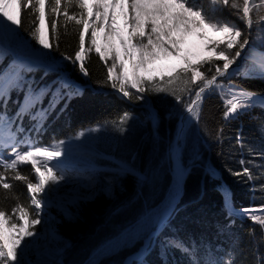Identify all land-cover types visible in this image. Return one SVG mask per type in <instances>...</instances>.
Masks as SVG:
<instances>
[{"label": "snow or ice", "instance_id": "6c2138e0", "mask_svg": "<svg viewBox=\"0 0 264 264\" xmlns=\"http://www.w3.org/2000/svg\"><path fill=\"white\" fill-rule=\"evenodd\" d=\"M206 2L211 15L204 11L202 4L196 5L190 0H0V61L9 53L4 45L9 37L17 40L22 49L20 53H13L11 62L0 71V195L4 201H15L8 207L0 204V264H31L26 259L29 250L36 247L40 239L46 238L36 229V225L42 223L46 197L56 190L53 186L68 179L60 159L67 151L68 141H53L50 145L39 143L49 117L56 113V119H59L73 99L84 95L86 85L73 78L64 62L87 78L90 73L86 62L89 54L94 52L107 69L105 79L97 83L101 87H110L118 100L143 101L145 119L151 122L154 133L160 117L146 100L147 95L161 97L160 104L170 118L178 115L175 139L169 149L176 189L156 218L154 232L162 231L159 229L161 223L169 226L177 211V197L189 171L182 162L181 147L194 122L199 128L205 100L219 99L224 123L216 129L215 139L220 144L224 142L226 126L255 108L264 110V92L251 90L233 80V77H240L264 81V0ZM25 10L32 25L29 35L40 48H33L18 31L23 27ZM225 11L235 19L225 18L222 15ZM218 12L220 16L216 15ZM70 26L78 42L72 55L61 52L62 59L58 60L51 52L59 51L61 27L67 35ZM188 37L199 42L194 49L184 47ZM257 42L261 44L260 48L256 47ZM254 53L259 54L258 60L254 59ZM169 60L176 63H161ZM40 69L43 70L41 79L49 75H54L55 79L37 88L34 87L35 78L30 79L28 74ZM13 92L17 94L15 100L12 99ZM168 97L174 103H170ZM62 101L63 107L56 112ZM9 103L16 106L14 112L10 113ZM132 118V114L124 110L117 117L105 119L102 125L87 131L81 130L70 139L79 141L108 126L124 135ZM25 119L29 122L28 128L24 126ZM258 131L264 143V122ZM235 142L241 149L246 146L240 132H237ZM247 149L250 156L264 159V147L258 149L247 145ZM107 159L108 171L112 173V178L106 181L109 186L134 172L132 161L135 156L130 160ZM238 163V170L227 168L229 174L254 181L256 177L247 166L252 161L241 154ZM28 165L30 169L26 175L21 168ZM205 172L210 179L221 181L218 191L224 197L223 210L229 222L217 225L218 232L229 231L234 226L233 217L244 218L255 226L248 231L253 244L257 247L264 244V205L237 209L218 170L207 167ZM32 174L35 180L31 178ZM16 181L26 186L28 204H21L14 193L13 182ZM251 190L255 192V185ZM260 190L264 192V184ZM252 199H255L254 195ZM146 227L148 225L143 221L137 225L140 231ZM257 227L259 237L256 236ZM160 244L161 264H170V250L179 251L187 258V264H247L248 254L240 248L238 237L226 250H213L203 238L197 244L191 236L185 242L179 235H172ZM217 252H223V256H217ZM237 257H240L239 261ZM130 264L147 262L136 260ZM252 264H264V253L254 251Z\"/></svg>", "mask_w": 264, "mask_h": 264}, {"label": "trees", "instance_id": "16d2710c", "mask_svg": "<svg viewBox=\"0 0 264 264\" xmlns=\"http://www.w3.org/2000/svg\"><path fill=\"white\" fill-rule=\"evenodd\" d=\"M225 18L231 17L227 11L222 14ZM29 13L25 10L23 27L18 29L20 35L31 43L33 48H40L31 39L29 31L31 29ZM254 35L256 32L254 31ZM8 42L14 53H20L22 49L19 42L9 37ZM78 37L71 31L67 35L64 29H60L59 51L53 50L51 54L58 60L62 59L61 52L72 55L74 53ZM260 48L261 44L256 43ZM41 51H46L40 49ZM254 59H259V54H252ZM11 61L8 53L0 61V71ZM66 70L72 72V76L78 82L85 84L84 95L73 99L66 111L56 119V113L49 117L45 125V131L39 136L41 145H50L53 141L71 140L77 132L102 125L105 119H112L127 110L132 114L129 121L128 130L121 135L108 126L97 133H89L84 139L90 138L95 148L106 158L115 157L122 160L132 161L134 172L118 179L114 185L112 197L98 192L94 198L87 201H80L69 209L71 218H64L56 211H51L56 218L55 232L66 243V247L60 256H57L51 264H90L92 254L97 251L104 243L115 238L119 234L127 231L135 225L138 220L148 212V210L168 203L169 196L175 190L174 165L169 159V149L171 142L175 139L176 127L179 122L178 115L174 118L168 116L167 110L160 104L161 97L147 95L146 100L151 107L159 113V126L155 133L150 121L145 119L146 107L144 102L121 101L112 93L110 87H101L98 81H103L107 75V69L99 57L93 52L89 54L86 62L90 76L82 77L78 71L73 70L72 66L64 62ZM251 67V63L248 65ZM29 78H35L34 87H40L51 83L54 75H49L41 79L43 70H37L28 74ZM237 84H242L251 90L264 92V81L260 79H241L233 77ZM22 99V94L20 95ZM12 99H17V94L12 93ZM170 103H174L171 97L167 98ZM47 99L44 103L47 104ZM63 101L57 107H63ZM219 99L212 97L206 99L202 106L201 122L199 128L195 122L191 127L186 143L181 147V158L183 164L189 169L184 182L180 202L177 211L171 219L170 225L161 228L162 231L154 237L150 246L140 256H135L142 251L144 239L130 246L119 248L118 250L100 257H96L93 264H123L126 258L131 257L130 261L144 260L147 264H161L157 255V243L165 237L179 235L185 242L191 236L200 243L201 238L209 243L213 250L217 248L228 249L232 245L234 238H239L240 248L247 253V264H252V253L259 251L264 253V244L258 247L253 244V238L249 237L250 227H255L252 222L233 217L234 226L227 232H218L217 225H225L229 221L224 212V197L218 191L220 180H212L204 171L207 167H214L222 176V182L231 191L234 206L239 209L242 206H262L264 205V192L260 186L264 184V159L259 156H250L247 145H254L258 149L264 147L258 131L264 122V110L255 108L250 114L241 116L237 121L226 126L224 129V142L220 144L216 141V129L221 120V108ZM10 113L15 111V105L9 103ZM179 108V106H177ZM186 115V114H185ZM25 128L29 127L27 119L24 121ZM237 132L242 134L245 140V148L241 149L235 142ZM90 135V137H88ZM241 154L246 160L252 161L247 166L253 171L256 179L248 181L247 177H233L227 168L239 169L238 160ZM95 171L98 179L105 182L110 176L108 159H99ZM30 165L22 166L21 171L29 174ZM31 178L34 179V174ZM14 193L19 197L21 204H28L29 198L26 186L21 182H13ZM255 185V192L251 189ZM255 196L253 200L252 197ZM14 200L4 201L0 195V204L8 207L14 204ZM37 231L39 229L36 227ZM153 230V228H152ZM256 236L259 237V228H256ZM159 237V239L157 238ZM161 246V244H160ZM159 249V247H158ZM203 251V250H201ZM173 261L170 264H187V258L182 256L179 251L171 250ZM217 256H223V252H217ZM240 257H237L239 261ZM31 264H44L29 260ZM173 262V263H172Z\"/></svg>", "mask_w": 264, "mask_h": 264}, {"label": "rangeland", "instance_id": "374dc122", "mask_svg": "<svg viewBox=\"0 0 264 264\" xmlns=\"http://www.w3.org/2000/svg\"><path fill=\"white\" fill-rule=\"evenodd\" d=\"M190 2L196 5L202 4L204 6V11L211 15L206 0H190ZM216 15L220 16L221 13L218 12ZM11 40L14 41L12 38ZM4 43L10 46L8 40L4 41ZM198 43L199 42L196 41L194 37H188L184 47L186 49H194ZM161 63L174 64L176 61L169 60ZM110 64L111 61H109V65ZM88 137H90V135ZM84 138L85 137L79 141L68 140V143L65 145L67 151L60 159L63 162L62 166L65 169V174L68 179L64 182H61L59 185L53 186L56 190L53 193L50 192L47 195L46 204L44 206L43 212L41 213L42 223L36 225L42 237L46 238L40 239L37 243V246L29 250L26 256L27 260H35L36 262L51 264V262L54 261L57 256L61 255L66 247V243L55 232L56 218L54 215H52L51 211L60 213L64 216V218H71L69 209L74 207L78 202L91 200L98 192H101L108 197L113 196L114 185L118 183V179L110 186L106 184V181L112 178V174L105 182L99 181L95 167H97L99 159L107 158L95 148L92 141H89L90 138ZM60 187H62V190H60ZM75 187L78 188L75 189ZM73 189L76 190L75 192L77 195L72 198L71 194ZM54 196L59 201L61 199L64 200L55 203L53 200ZM167 204L168 203L166 202L161 206L148 210V212L144 214L135 225L128 228L127 231L123 232L122 234H119L115 238L104 243L97 251L92 254L90 264L94 263L96 257H102L118 250L119 248L121 249L124 246L127 247L137 243L142 239H146V237L153 231L152 228L156 218L159 217V215L164 211ZM63 209H65V211H63ZM142 221L145 222L148 227H146L145 230L140 231L137 229V225ZM154 237L155 235H152V237H150L148 240L146 246L147 248L150 246ZM158 247L160 248L161 246L158 245ZM171 257L172 255L169 252L168 258ZM169 260L173 261L172 259Z\"/></svg>", "mask_w": 264, "mask_h": 264}, {"label": "water", "instance_id": "95a60500", "mask_svg": "<svg viewBox=\"0 0 264 264\" xmlns=\"http://www.w3.org/2000/svg\"><path fill=\"white\" fill-rule=\"evenodd\" d=\"M183 182H184V180H183ZM183 182H182V186H181V189H180V194L178 195V197H177V199H178V201L180 202V199H181V196H182V191H183ZM164 224H160L159 225V229H161V227L163 226ZM158 233V231H156V232H151V234H149L148 236H147V238L144 240V244H143V249H145L146 248V246H147V243H148V240L150 239V237H152V235H156ZM128 261H129V258H127L125 261H124V263L123 264H128Z\"/></svg>", "mask_w": 264, "mask_h": 264}, {"label": "bare ground", "instance_id": "6f19581e", "mask_svg": "<svg viewBox=\"0 0 264 264\" xmlns=\"http://www.w3.org/2000/svg\"><path fill=\"white\" fill-rule=\"evenodd\" d=\"M204 171H205V170H204ZM77 188H78V187H75V189H77ZM75 189L72 190V191H73L72 194H71V195H72V198H73L75 195H77L76 192H75V191H76ZM60 190H62V187H60ZM74 192H75V193H74ZM52 193H53V192H52ZM53 200H54V202L56 203V202L63 201L64 199H61V200L59 201V200H57L56 197L54 196V199H53ZM63 211H65V209H63ZM159 250L161 251V247L159 248ZM159 253H160V252H159Z\"/></svg>", "mask_w": 264, "mask_h": 264}]
</instances>
